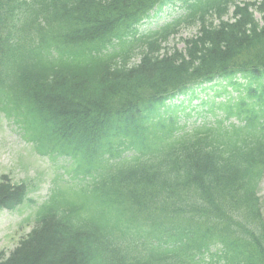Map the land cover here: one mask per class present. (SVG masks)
I'll return each instance as SVG.
<instances>
[{
    "label": "trees",
    "instance_id": "obj_1",
    "mask_svg": "<svg viewBox=\"0 0 264 264\" xmlns=\"http://www.w3.org/2000/svg\"><path fill=\"white\" fill-rule=\"evenodd\" d=\"M231 1L186 0L185 23L200 27L186 41L187 53L147 55L130 69H113L103 50L122 37L120 21L136 23L166 0H32L25 11L23 0H0V105L22 117L35 138L55 145L48 152L83 159L80 173L91 171L86 159L92 151L104 171L72 191L71 200L53 197L9 258L0 254V264H175L174 250L156 246L176 220L162 205L163 190L173 196L168 206L184 210L181 203L194 196L205 220L202 235L190 241L179 235L170 246L188 251L193 244L204 252L198 264H264L257 195L264 176V127L227 133V141L218 135L223 147L202 157L200 144L184 149L171 138L159 112L164 96L186 79L209 78L222 69L256 80L263 72L264 0L262 26L246 4L238 8L235 24L213 28L212 18ZM59 47L68 61L51 60ZM245 91L244 115L254 127V120L264 119V85L261 93L257 86ZM145 137L148 142L133 158H120L137 146L133 139L145 143ZM98 155L117 165L106 168ZM162 163H168L163 173L155 170ZM25 196V186L5 181L0 209L15 208ZM128 229L137 235L131 238ZM149 235L155 237L148 246Z\"/></svg>",
    "mask_w": 264,
    "mask_h": 264
},
{
    "label": "rangeland",
    "instance_id": "obj_2",
    "mask_svg": "<svg viewBox=\"0 0 264 264\" xmlns=\"http://www.w3.org/2000/svg\"><path fill=\"white\" fill-rule=\"evenodd\" d=\"M168 13L169 11L162 12L155 23L164 22ZM257 17L260 18L258 14ZM194 34V30H184L171 44L175 43L182 48V38ZM206 94L212 95L211 92H205L199 96ZM183 99L182 97L180 101ZM200 102V99L193 101L191 107H197L196 110L201 112L203 107L199 106ZM62 168L61 161L52 163L49 159L38 156L22 140L17 127L0 115V176L8 174L14 183H25L29 188L27 201L23 205L14 211L0 212V251L9 252L14 249L19 239L30 231L37 207L47 199L52 181L62 174ZM260 196L264 209V180Z\"/></svg>",
    "mask_w": 264,
    "mask_h": 264
}]
</instances>
